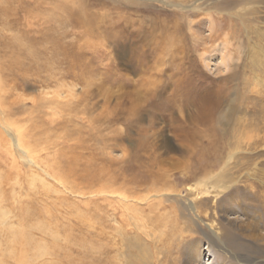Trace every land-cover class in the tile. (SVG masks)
I'll use <instances>...</instances> for the list:
<instances>
[{
  "label": "rangeland",
  "instance_id": "1",
  "mask_svg": "<svg viewBox=\"0 0 264 264\" xmlns=\"http://www.w3.org/2000/svg\"><path fill=\"white\" fill-rule=\"evenodd\" d=\"M255 4L0 0V103L12 102L18 131L41 137L29 155L64 173L39 172L45 188L15 158V224L32 240L17 244L16 264H123L115 192L142 210L130 211L138 221L116 213L128 238L141 225L134 237L149 264H186L194 245L198 264L237 263L232 255L264 264V4ZM10 161L0 148L3 176Z\"/></svg>",
  "mask_w": 264,
  "mask_h": 264
},
{
  "label": "bare ground",
  "instance_id": "2",
  "mask_svg": "<svg viewBox=\"0 0 264 264\" xmlns=\"http://www.w3.org/2000/svg\"><path fill=\"white\" fill-rule=\"evenodd\" d=\"M247 1L257 3L255 5H259L260 3L264 4V0H247ZM228 6H230V5H228ZM263 9H264V6H263ZM254 13L258 14L259 12L256 9V10H254ZM219 27H220V25H219ZM258 32L260 34H263L260 30H258ZM260 46L258 47L259 49L261 48ZM257 55L258 56H257V58H255V63L259 68L257 69V73L255 75H256V83L259 85L263 80L261 77L262 76L261 75L262 70L260 69V67H261L260 65L262 62H261V58L259 57V52ZM262 68H263V66H262ZM262 72L264 73V70ZM1 87L2 86H0V102H3L4 100H6L7 94H4V91L2 90ZM253 89H255V88H253ZM260 92H261V90H260ZM3 105L4 104L1 105V103H0V148H3L5 150L6 156H8L11 161H10V165H9L10 168L7 170L6 176H3V174L0 173V264H16L17 261H23V259H24L23 254L17 253L16 247L19 244H21L19 242H21V241L24 242L25 243L24 246H26V244H29V242L31 243L32 240L30 241L29 236L25 232H23L21 229H18V227L15 224L16 223V216H17L15 214V203L17 202V198H18L16 195L17 192L15 190L16 189L15 183H16V180L18 179L17 178L18 170H17V166L14 163L15 158H19L22 160L23 167L25 168L24 172H25L26 176H28L30 179H33L32 183L35 182L34 180L39 179V181L41 182V184L45 188L47 187L46 186V180L43 179V176H41L42 173L55 178V180H56V178L59 179L60 177L61 178L64 177L63 176L64 173H60V174L58 173V171H57L58 166H56L57 160L54 162V164L52 162L53 165H51L50 163H49L50 165L49 164L46 165L45 161H44L45 163L42 160H41L42 162H39L37 159H34L35 156L32 158V156L29 155L31 151L36 149V146L38 144V141H36L35 138H37V139H39V138L37 137V135L35 133H33V134H35L36 137L34 136L33 137L34 139L33 138L30 139V136L27 137V136H25L26 134L23 135V133L18 131L20 129L17 130L15 128V119H14L15 109L12 106V102L11 101L8 102V106L6 107L7 104L5 105L6 108L3 107ZM203 120L201 122H203ZM22 129H24V128H22ZM194 129H196V128H194ZM29 133H30V131L27 134H29ZM40 139H41V137H40ZM35 158H37V156ZM58 164H59V162H58ZM46 167H47V169H46ZM48 168H49V170H48ZM60 170H64V169L60 168ZM39 172H42V173H39ZM39 174H41V175H39ZM39 176H41L42 178ZM46 178H48V177H46ZM113 190H114V188H113ZM161 202H162V199H159L157 204L156 203H154V204L157 206ZM19 203H20V201H19ZM112 206H113V215H114L113 220H114L115 224H117L115 229H116V233L118 234V237H119V242H117V241H116V243L114 242L115 252H116L117 258L121 259L123 264H140V261H142V263L144 262L145 264H149L151 262V257L149 255L147 247L145 245H143L141 243V241L138 240V238L134 237V236H137L140 231H142L141 225L139 223L137 224V222H134L133 223V230L136 232V234H133L131 236V238H130V236L128 238L127 235H129V234L127 232L128 230L126 229L127 225L125 224L126 225L125 226V225H123V222L121 223V221L117 220L118 216H117L116 210H117L118 206H121L124 208L122 215L124 216L125 219H127L129 221L130 220L138 221V219L132 213L130 214V211L131 212L132 211H137V212L142 211L140 208H138V203L132 197L125 194V192H123V193L115 192L112 196ZM186 207L191 209V210H194V205L190 202L188 203V205ZM128 225H129V223H128ZM233 225L240 229V225L238 223H233ZM238 232H239V234L241 233L240 231H238ZM249 235H250V233H249ZM254 236H255V234H254ZM227 237L229 238L230 235H227ZM255 239L258 241H261L262 237L261 236L260 237L255 236L254 240ZM230 240H229V245H231L232 247H235L234 249L242 250V249L247 248L243 244L239 245L238 242L234 241L233 239H230ZM22 245H21V247L23 248ZM30 245H32V244H30ZM134 248L138 249L137 253L132 251ZM198 248H200V245H198L197 248L194 245L193 247H191V248L187 247L186 250H184V251H186L185 256H184V257H186L185 258L186 264H198V261L201 259L200 249H198ZM44 249L45 248L42 246H37V250L39 252H44ZM205 249H207V252H210V250H211L210 245H208ZM39 252H37V254ZM46 254H47V252H46ZM232 258L235 262H237V263H232V264H254L252 261H249L246 259L242 260V259H239L238 257L236 258L235 255H232ZM224 264H226V263H224Z\"/></svg>",
  "mask_w": 264,
  "mask_h": 264
}]
</instances>
